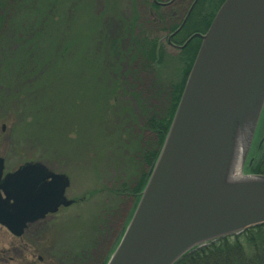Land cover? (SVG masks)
Segmentation results:
<instances>
[{"label":"water","instance_id":"obj_1","mask_svg":"<svg viewBox=\"0 0 264 264\" xmlns=\"http://www.w3.org/2000/svg\"><path fill=\"white\" fill-rule=\"evenodd\" d=\"M194 35L201 42L168 130L105 264H173L195 247L264 223V174L241 172L264 102V0H224L204 33L175 46ZM2 169L0 157V176ZM7 176L0 223L15 235L72 202L64 196L67 176L41 162Z\"/></svg>","mask_w":264,"mask_h":264},{"label":"rangeland","instance_id":"obj_2","mask_svg":"<svg viewBox=\"0 0 264 264\" xmlns=\"http://www.w3.org/2000/svg\"><path fill=\"white\" fill-rule=\"evenodd\" d=\"M40 1L41 7L47 8L54 0ZM59 2L60 6L47 15L49 24L45 20L47 26L35 54L37 62L23 63L21 73L10 72V81L0 92V156L7 170L39 161L49 170L65 174V194L77 201L44 222L31 224L20 237L27 242L23 241L28 245L25 252L39 249L43 254L60 256L70 247L87 244L86 264H100L116 246L133 212L134 198L120 194V183L130 179V186L134 185L131 166L143 162L150 136L142 130L141 111L132 109L121 92L115 95V80L106 74V66L89 63L95 43L85 40L84 46L74 44L63 62L54 61L53 55L61 42L59 36H86L97 26L113 28L112 22L116 27L118 17L127 14L130 7L128 0ZM80 50L82 53L75 55ZM173 65L169 67L175 71ZM262 127L260 122L251 147ZM250 151L243 174L249 173L247 166L254 158ZM0 234L7 242L6 254H16L9 244L19 239L5 228H0Z\"/></svg>","mask_w":264,"mask_h":264},{"label":"trees","instance_id":"obj_3","mask_svg":"<svg viewBox=\"0 0 264 264\" xmlns=\"http://www.w3.org/2000/svg\"><path fill=\"white\" fill-rule=\"evenodd\" d=\"M59 1L54 0L47 8H43L40 0H0V92L6 89L10 72L21 73L23 63L37 62L35 54L38 40L42 39L46 23L49 24L47 15L60 6ZM132 9L130 16L118 17L116 27L115 22H112L113 28L97 26L94 29L96 31L86 36L79 33L74 38L59 36L61 42L53 59L63 62L68 49L74 44L77 47L84 46L85 40L92 45L95 43L96 52H89V63L97 66L104 64L108 77L115 80V95L121 92L129 99L127 104L131 103L132 109L136 107L141 111V127L149 134L150 141L149 144L145 143L143 162L140 163L142 167L137 162L131 166L134 185L130 186V179L120 183V194L134 193L135 205L168 130L200 39L194 37L183 48L174 49L167 43L165 33L177 28L178 23L155 19L137 21L138 12ZM209 24L186 23L182 31L172 38V42L182 44L189 34L204 32ZM96 34L99 36L96 37ZM81 53L80 50L75 55ZM173 62L176 66L172 67L176 72L169 67ZM262 144L256 143L251 148L250 155L254 158L247 166L248 172L264 174ZM137 167L142 169L139 175ZM108 256L103 258L102 264H105ZM173 264H264V223L195 247Z\"/></svg>","mask_w":264,"mask_h":264},{"label":"flooded vegetation","instance_id":"obj_4","mask_svg":"<svg viewBox=\"0 0 264 264\" xmlns=\"http://www.w3.org/2000/svg\"><path fill=\"white\" fill-rule=\"evenodd\" d=\"M223 1L224 0H128L130 9H128L126 11L127 14H123V16L124 17L130 16V12H133L132 8H135L138 12V17L136 18L137 21H140L142 19L144 20L155 19L158 21L178 23L179 25L182 24L177 31L175 30L179 27V25L173 31H167L165 33V38L167 43L174 49H181V48H176L175 45H180L178 43H173L175 45L170 44L172 43L171 42L172 38L182 31V28L186 23L198 24V23L211 22L218 7L221 5ZM194 33L196 32L189 34L185 40H187ZM260 122L263 123V127H264V102L259 114L257 129L255 131V134H257L258 132ZM254 139H257L256 135H254ZM262 142H264V128H263V132L262 133L259 132L258 134L257 144L260 145L262 144ZM3 164H4V159H3ZM18 167L19 165L15 169L7 170L4 165L0 176V184L3 183L5 186L8 173L14 172ZM42 181L34 185L33 187L34 191L40 190V188L42 187ZM127 193L130 194L132 198H134V193H129V192ZM0 194L2 199L6 198L5 193L1 188H0ZM64 195L66 196L65 192ZM70 199L72 200V202L68 206H72L76 204L77 202L76 199H72V198ZM15 201H16L15 198L13 197L9 198L6 202L7 208L11 209V204L15 203ZM68 206L66 207L59 206L55 212H47L43 217H40L35 221L28 223L20 235H14L10 233L7 230V228H5L3 225L0 224V228H5L12 236H15L16 238L19 239V240L17 239L18 241H16L15 243L12 242L9 244L11 249L15 250V252L17 253L12 255L9 254L7 255L6 254L8 252L7 242L1 239V234H0V264H56V262H58L59 264H82V263L86 264L88 260L87 244H85L84 246L77 245V247L76 246L70 247L66 249L62 254H60V256H57L54 252L52 254L51 253L43 254L42 252H40L39 249L35 250L37 253L34 252L33 250H32L33 252L31 253H26L25 252L26 249L24 247L28 245L23 243L24 241L23 238L20 239V237L24 234V232L31 224H34L36 222L37 223L44 222L46 220V217H50L49 215L56 213L61 208H67ZM96 246H98V243H96ZM100 261H102V258ZM100 264H102V262Z\"/></svg>","mask_w":264,"mask_h":264},{"label":"bare ground","instance_id":"obj_5","mask_svg":"<svg viewBox=\"0 0 264 264\" xmlns=\"http://www.w3.org/2000/svg\"><path fill=\"white\" fill-rule=\"evenodd\" d=\"M237 168H238V169L236 170V174L239 175V174H240V173H239V167L237 166Z\"/></svg>","mask_w":264,"mask_h":264}]
</instances>
